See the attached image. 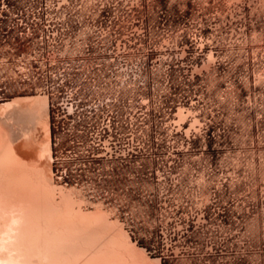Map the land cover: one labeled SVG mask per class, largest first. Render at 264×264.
Here are the masks:
<instances>
[{
    "label": "rangeland",
    "instance_id": "374dc122",
    "mask_svg": "<svg viewBox=\"0 0 264 264\" xmlns=\"http://www.w3.org/2000/svg\"><path fill=\"white\" fill-rule=\"evenodd\" d=\"M75 1L109 8L80 31L109 39L53 41L46 0H0V103L46 96L52 55L72 78L81 124L47 109L53 185L135 262L264 264V0Z\"/></svg>",
    "mask_w": 264,
    "mask_h": 264
},
{
    "label": "bare ground",
    "instance_id": "6f19581e",
    "mask_svg": "<svg viewBox=\"0 0 264 264\" xmlns=\"http://www.w3.org/2000/svg\"><path fill=\"white\" fill-rule=\"evenodd\" d=\"M47 109V96L40 95L0 103V264H148L139 251L140 260L130 256L135 250L117 223L76 209L68 200L72 189L53 185ZM29 118L40 126L41 140L21 125ZM16 123L18 132L11 129Z\"/></svg>",
    "mask_w": 264,
    "mask_h": 264
},
{
    "label": "built area",
    "instance_id": "2783aa9c",
    "mask_svg": "<svg viewBox=\"0 0 264 264\" xmlns=\"http://www.w3.org/2000/svg\"><path fill=\"white\" fill-rule=\"evenodd\" d=\"M37 10L44 17L46 26L51 31L47 37L53 41L105 40L110 38L105 34L80 33L81 28L86 25L103 22L112 23V21L103 20L104 15L109 10L105 4L83 3L75 0H46ZM118 23L115 22V24ZM62 56V53L58 57L52 55L51 59L44 63L41 72L42 88L47 96L54 120L57 121L59 117H64L81 124L83 119L78 102L74 104L70 98L65 99L64 97V89L72 80L70 74L66 73L64 68H59L61 70L58 75L55 74V68L57 67L55 64L62 63ZM30 67L33 68L34 65L31 64ZM87 118L89 121L94 120L96 112L94 110L90 111ZM53 127L57 129L56 124H53ZM80 132L81 130H79Z\"/></svg>",
    "mask_w": 264,
    "mask_h": 264
}]
</instances>
